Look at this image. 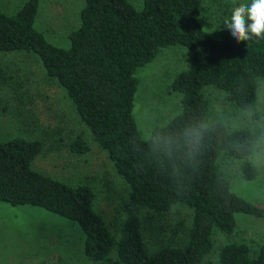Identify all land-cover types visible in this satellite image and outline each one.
I'll list each match as a JSON object with an SVG mask.
<instances>
[{
  "label": "trees",
  "instance_id": "16d2710c",
  "mask_svg": "<svg viewBox=\"0 0 264 264\" xmlns=\"http://www.w3.org/2000/svg\"><path fill=\"white\" fill-rule=\"evenodd\" d=\"M38 8L39 0H24L11 13L0 8V50L38 54L46 77L64 88L78 118L128 184V209L114 232L95 208L93 188L35 169L32 161L42 142L20 136L0 139V201L39 206L76 221L85 255L111 264H198L213 246V229L233 231L235 212L264 214L232 191L217 162L222 151L247 157L256 135L247 127L207 120L204 91L211 84L237 107H252L264 77V39L238 43L211 35L202 25L200 0H143L141 8L129 0H84L80 24L62 47L35 26ZM170 44L189 48L194 64L171 82L180 93L178 113L142 138L133 113L136 70ZM68 145L73 152L89 149L81 134ZM242 170L247 178L256 174L249 160ZM174 202L192 208L185 237L150 249L132 205L166 211ZM218 253L220 264H264V239L257 250L231 241Z\"/></svg>",
  "mask_w": 264,
  "mask_h": 264
},
{
  "label": "rangeland",
  "instance_id": "374dc122",
  "mask_svg": "<svg viewBox=\"0 0 264 264\" xmlns=\"http://www.w3.org/2000/svg\"><path fill=\"white\" fill-rule=\"evenodd\" d=\"M24 0H0L5 12L16 11ZM141 8L143 0H129ZM237 5L239 0H236ZM84 0H39L35 26L52 43L67 47L69 32L80 24ZM232 0H200L202 25L211 35L235 40L223 22L230 18ZM236 41V40H235ZM194 64L189 48L170 44L160 47L155 57L139 66L133 113L142 138L155 125L167 122L180 110V93L172 89L176 74ZM5 77L6 79H4ZM207 120H219L229 128H250L256 135L251 154L237 158L221 152L217 158L230 188L247 201L264 208V77L258 80L254 105L243 109L226 92L208 84ZM82 135L89 143L86 152H73L69 140ZM39 139L42 149L32 166L67 183H88L94 190V205L117 232L128 209V184L120 176L107 152L80 121L64 88L47 78L45 69L32 50H0V139ZM249 160L256 168L247 178L242 164ZM141 218L146 245L155 249L178 244L191 225L192 208L174 202L166 211L132 205ZM231 232L213 229V246L198 264H220L219 248L231 241H243L257 250L264 239V214L235 212ZM80 225L67 217L33 205H11L0 201V264H111L94 261L83 251ZM115 257V252H111Z\"/></svg>",
  "mask_w": 264,
  "mask_h": 264
},
{
  "label": "clouds",
  "instance_id": "9594fccd",
  "mask_svg": "<svg viewBox=\"0 0 264 264\" xmlns=\"http://www.w3.org/2000/svg\"><path fill=\"white\" fill-rule=\"evenodd\" d=\"M230 18L223 22L231 31L233 38L241 41H259L264 39V0H232Z\"/></svg>",
  "mask_w": 264,
  "mask_h": 264
}]
</instances>
